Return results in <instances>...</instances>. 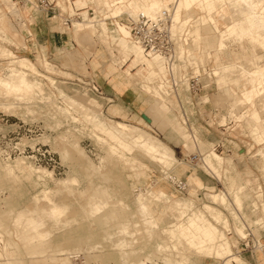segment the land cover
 Wrapping results in <instances>:
<instances>
[{"label": "rangeland", "instance_id": "rangeland-1", "mask_svg": "<svg viewBox=\"0 0 264 264\" xmlns=\"http://www.w3.org/2000/svg\"><path fill=\"white\" fill-rule=\"evenodd\" d=\"M12 1H16V5L12 6L11 0H0V79L9 74V66L13 61L25 57L35 65V68L32 65L26 67L27 79L39 81L44 92L28 101L24 97L19 99L17 95L7 94L0 83V226L6 230L10 229L1 239L4 242L5 238H9L8 244L15 247L7 248V251L14 249L12 256L15 257L5 260L6 257L0 256V264H60L63 260L70 264H138L137 260L146 256H149L147 264H155V262L156 264H224L230 258L231 264H264V256L259 250V246L264 241V141H257L253 137L251 132L253 124L249 115L237 119L236 116L243 110L236 108L237 112H231L232 102L226 101L220 104L215 101L217 78L213 74L210 77L206 76L202 70L204 67L201 66L202 76H195L192 67L179 60L177 63L185 64V67H181L177 72V78L180 79L181 74L186 73L185 77L188 78L190 86L187 83L183 84L184 79H180L181 82L176 86V89H179L178 92L170 91L171 85L164 72L160 70L155 80L160 81L166 90L165 88L160 90L161 98L154 96L147 88L148 82L143 80V75L148 73L145 65L128 72L126 65H129L131 60L123 61L125 63L121 61L123 54L119 48L120 42L124 39L131 45L135 44L133 40L125 39L120 32L117 38V28L113 24L114 19L109 18V13L105 21L110 27L103 21H99L104 15L99 13L97 5L104 6V0H94L95 2L86 0L85 6L81 8L75 6V0H58V5L64 14H71V6L73 7L72 23L69 26L63 25L62 17L54 12L49 13L47 17L55 16L49 19L51 33L55 37L61 34L64 42L58 43L51 55L45 45L40 44L41 49H45L47 59L36 60L27 54L29 40L36 38L33 13L43 12L46 15V12L36 8V0ZM176 1L178 0H162L170 8ZM234 1L222 0V4L212 8L206 0H195L189 9L180 12L178 21L181 22V19L189 21L191 18V31L195 27H200L199 39L194 41L191 38V44L196 45L197 41L199 46L204 45L205 49H212L214 42L223 40V50L219 52V56L215 55V57L218 56L224 63L215 70L223 73L224 65L231 64V69L226 71L228 74L225 76L228 77V82L234 89L235 99L242 101L241 90L252 88V84L242 71L248 67L254 68L247 60L255 61L254 58L257 55L264 59V50H261L257 40L248 38L240 40L227 33H224L222 37L221 32L216 29L225 31L232 20L242 22L244 26L247 25L246 10L250 5L245 1ZM144 2L145 0L139 3L136 0H129V9L124 7L123 10H129V14L133 15L136 12L135 6L142 9ZM11 6L12 9H10ZM262 6L263 4L257 5L256 10L260 12ZM13 8L20 10L19 14ZM84 10H87L89 17H95L92 19L82 15L80 12ZM20 12L23 16L22 23H25L22 27L19 21ZM115 15L117 13L112 16ZM227 16H231L230 22ZM117 19L131 24L126 14ZM103 24L107 27L106 32L109 37L105 36V32H101ZM86 26H88L87 29ZM91 30L94 31H92L93 35L90 34ZM41 31L43 36H46V28L41 26ZM81 32L90 35L83 34L85 38L80 39L84 41L82 43L76 40V33L81 36ZM195 47L190 50L192 56H194ZM192 60L198 72V62H195L193 57ZM205 66L209 71V68L213 66L212 60L206 62ZM138 68L140 72L136 77L134 72ZM27 73L30 74L27 75ZM107 73L111 75L107 76ZM115 73L118 74V78H113ZM62 80L65 84H61V87L70 95L82 100L79 96L84 97L88 93L87 105L94 111L91 112L95 117H93L94 121L91 119L86 123L83 122L81 118L83 115H78L83 108L75 107V100L71 101L68 97L69 103L68 100H63L66 99L65 95L62 97L61 94L59 95L60 92L58 93L52 82L59 85L58 81ZM93 81L100 86L101 93L90 90ZM258 88L259 86L256 87V92ZM124 90L127 92L120 98ZM226 91L221 92L225 96L220 95L219 99L227 97L229 91ZM115 95L118 98H115ZM90 96L98 99L99 105L94 109L90 105ZM106 96L111 100H108ZM177 101L180 103L179 107L174 104ZM71 102L75 106H72ZM111 104L118 108L117 113L111 112ZM56 105L57 107L70 105V109L71 106L72 109L78 108L77 111L75 110L77 114H74L76 112L71 109L65 113L68 115L66 117L65 111L62 110L64 108H58V112L55 109ZM78 105L81 106L82 103ZM254 107L259 111L261 106L256 104L250 107V110ZM180 112H183L187 118V128L184 127L187 138L183 136V130L178 129L176 125L178 118L182 116L181 114L179 116ZM141 113L152 118V124L146 125L145 120L141 118ZM70 115L77 122L75 120L73 122L70 119L73 117ZM111 120H120L146 128L155 135L154 137L157 136L175 151L178 162L160 163L150 158L143 150H140L141 148H137L130 138L116 139L111 133V124L107 122ZM98 121L104 124L106 130H109L103 131L97 125ZM93 130L97 132L96 134L100 132L99 134L109 137L123 149L116 144L115 147L108 148L104 141L101 139L99 141ZM189 130L195 135V141L189 137ZM4 135L5 138H3ZM132 135L135 133L132 132ZM15 137H23V139L29 137L33 138L29 140L31 143L44 144L42 148L49 150L57 161L55 170L51 163L42 161V165L39 166L23 154L14 153L7 158L4 151L8 152L12 145L8 139L17 141ZM208 148L210 149L206 150ZM63 149L67 152L64 157L60 153ZM259 149H262L261 152L258 151ZM120 150H123L125 155ZM212 151L223 158L222 164L217 165L215 169L207 168L203 161L206 154ZM29 166L39 172L43 169L51 171L52 179L48 178V187L52 186L54 179L71 175L75 176L77 181L72 184L67 183V186L60 185L54 189L55 191L52 190L48 200H45L42 194L47 186L41 184L37 172L32 173ZM10 168L11 173H7ZM170 172L178 174V178L188 179V182L195 180L197 183L191 184L188 190L180 193L174 188L172 182L166 179ZM158 187L171 194L173 198L188 201L187 214L185 213L182 218L178 216L179 213L174 215L175 217L170 214L167 216L165 207L168 203L156 197L151 201L154 213L150 215L151 221L155 224L152 222L151 226L143 223V215L140 211L138 212L137 203L141 198V192L146 188L157 189ZM206 192L224 194L227 202L225 201L224 205V200L220 201L221 203L217 202L218 204L213 203L204 194ZM107 193L108 196H105ZM49 199L54 204L57 203L56 205L67 207L64 215L58 218L49 215L48 210L51 206ZM100 201L105 202L106 206L101 212L91 215V203ZM16 210L19 211L15 214ZM218 212L220 215L216 219L214 214ZM19 213H21L20 216ZM25 213H27V219L29 216L36 219L39 215H45L42 219V223L45 224H41L42 229L39 228L46 231L45 233L41 231L45 235H41L38 228L35 233L39 231L40 234L37 232V235L47 236L46 238L43 239L37 235L36 239L31 238L34 236L31 233L32 229L29 227L31 230L28 229L30 230L28 231L24 227L25 224L19 226V223L14 221L19 220L17 218L20 217V220L26 223ZM195 214L201 216L200 219L198 218L200 223L204 224L203 219H208L221 231L218 235L215 233L212 235L216 237L215 245L223 247L222 250L224 249L226 253L222 251L220 255H217V252L212 251L214 250L212 247H210L211 251L205 250L206 245L197 247L195 242L191 243L188 240L187 233V236L183 235L185 230L181 228L178 230L173 225L180 221L186 222ZM197 230L199 231L196 234L200 235L202 231L200 228ZM20 233L23 237L25 236V239ZM162 236L170 240L165 241ZM26 237L31 241L34 240L31 242ZM196 240L199 242L198 238ZM26 241L29 245H26ZM158 243L161 245L160 248L156 246ZM222 254L225 256L223 257Z\"/></svg>", "mask_w": 264, "mask_h": 264}, {"label": "bare ground", "instance_id": "bare-ground-1", "mask_svg": "<svg viewBox=\"0 0 264 264\" xmlns=\"http://www.w3.org/2000/svg\"><path fill=\"white\" fill-rule=\"evenodd\" d=\"M99 1H102V0H99ZM195 0H178L175 2L174 6L172 5L170 8L168 5L164 4L162 2V0H145L144 2V7L142 9H140L139 7H136L135 6V14L133 15H128V17L130 18L131 22H135L137 20V18L140 16V15H146L148 16L149 18L151 19H154V20H157L159 18V16L162 15V12L164 10L168 11V15L166 17V25H167V28L169 29V32H170V35L172 36V39L175 43V46H174V55H175V59L176 60H180V62L182 63H185V64H189L191 67H192V72L195 74V76H201V73H200V70L199 72H196V67L192 64L193 63V60H192V52L190 51L193 47H195L197 45V41H196V45L195 43L192 41V43L194 44H191V38L192 40L195 41V39H199V35H200V27H195L194 29H192L191 31V27L192 25L190 24V21H191V18L190 20L188 21L187 20H182L181 19V22L178 21L179 19V15H180V12L182 10H187L190 8V5L194 2ZM199 1V0H197ZM217 5L218 4H222V0H215ZM214 1V2H215ZM237 1H245L247 3H245L246 5H248L249 9L246 10V19L249 20V21H255L256 22V28L255 30L250 31V30H246V34L251 36V40H257L259 43H260V47H261V50H264V0H235V2ZM104 2L106 3V0H104ZM11 3L13 4L12 6L16 5V1H12L11 0ZM206 3L209 4V0H206ZM114 4V3H112ZM117 4V3H116ZM260 4H263L262 6V10L259 12L258 10H256V6L257 5H260ZM105 5V4H104ZM111 5V4H110ZM11 6V7H12ZM103 7V6H102ZM247 7V6H246ZM11 9V8H10ZM13 10L15 12H18L17 9L13 8ZM241 11V9H240ZM243 11V10H242ZM102 12V11H101ZM239 12V11H238ZM130 13V12H129ZM89 17V15H88ZM95 16L93 17H89V18H94ZM198 19V18H197ZM229 20H231V17L228 18V22ZM99 21H103L104 23H106L103 19H99ZM87 22V21H86ZM180 22V23H179ZM95 24V23H94ZM88 25V24H87ZM124 25V26H122ZM189 25V26H188ZM93 26V25H92ZM115 26L117 28V38L120 36L118 32L121 33V35L125 38V39H129L131 38L133 40V42L135 44H131L129 45L128 42L124 39H122V41L120 42V45H119V48H120V51H122V57H121V61H127V60H131L130 64L129 65H126L127 67V71H131L137 67H141L142 65H145V68H147L148 70V73L143 75V80L144 81H147V88L150 92L153 93V95L156 97L157 96H160L159 98H161V92L160 90L161 89H164L166 90V87L160 82V81H157L155 80L157 78V76L159 75V71H163L165 76H166V79L167 81L170 83L171 85V88H170V91H175L177 90L174 86L179 84V82H181L180 79H184V82L183 84H188L189 85V81H188V78L185 77L186 73L184 74H181V77L180 79L177 78V72L180 71L181 67H185V64H180V63H176L175 61L173 62L172 60H168V58L166 56H164L163 54H160V53H152V52H146L142 46L139 44V42H137V40L134 38L132 32H131V24L129 25L128 23H122L120 21H117L115 23ZM127 28H126V27ZM88 26H86V29H87ZM85 31V27L83 29ZM101 32H105V36L109 37V35L107 34V28L104 27V24L103 26L101 27ZM83 31V32H84ZM90 32V30H88ZM87 31V33H88ZM92 31L91 30V33L92 34ZM243 31V30H242ZM94 32V31H93ZM87 33H83L84 35ZM192 33V34H191ZM253 33V34H252ZM83 34L81 32V36L79 35V33H76V40L77 41H80V43H82V41L84 40L83 38ZM93 35V34H92ZM87 36H90V35H87ZM83 39L82 41L80 39ZM107 40V39H106ZM108 41V40H107ZM84 42V41H83ZM199 42V40H198ZM79 43V44H80ZM116 47V46H115ZM109 48V47H108ZM111 48V47H110ZM118 48V46L116 47ZM256 48V47H255ZM254 49V48H253ZM258 53V52H256ZM199 55V54H198ZM121 56V55H120ZM261 59H263L262 56L260 55H257L255 56L254 60V70L250 71V70H246V69H243L242 71V74L246 77V79H248V81H251L252 83L254 82L255 85H259V88H260V94L259 95L260 97H258V106L260 105V109L263 110L261 114H264V59L261 61ZM196 62V60H195ZM125 63V62H123ZM129 63V62H128ZM28 65H32L33 68H35V65L28 59V58H20V59H16L15 61L12 62V64L9 66V74H7V76L5 77H2L0 79V83L2 84V86L6 89V93L7 94H11V95H17L16 97H18L19 99H22L23 97L26 98L28 101H30L31 98H34V96H38L39 94H41V92H44L41 88H42V84L39 83V81L37 82L36 80L34 81H31V79H27L26 77V72L28 71L27 70V66ZM248 69V68H247ZM125 70V69H124ZM125 71V72H127ZM124 72V71H123ZM139 72H140V68H138V70L136 69V72H134L135 76L137 77L139 75ZM30 74V73H27V75ZM127 74V73H126ZM130 74V73H128ZM39 79V78H38ZM187 80V81H186ZM36 81V82H35ZM153 82V83H152ZM59 85L55 84L54 82H52V85L58 90V93L59 95L62 97L65 95L66 99L64 98L63 100L66 101L68 100L69 103H70V100L73 101L75 100L76 101V106L71 102V105L72 106H75V107H78V108H83L82 110V114L79 112L80 109H79V113L78 114L79 116L80 115H83L81 118L83 119V122L86 123V121H89L91 119H93L94 121V115L93 113L91 112H94L92 111V109L87 105V99L89 98L88 97V93L86 95H83L82 96H79L82 98L81 99H78L72 95H70L68 92L65 91L64 88L61 87V84H65V82L62 80V81H58ZM40 84V85H39ZM40 86V87H39ZM190 86V85H189ZM28 90V93H26V91ZM163 90V91H165ZM86 91V90H85ZM226 91V90H225ZM25 92V93H24ZM88 92V91H87ZM227 92V91H226ZM168 93V92H167ZM224 93V92H223ZM231 94V93H230ZM47 95V94H46ZM49 95V94H48ZM47 95V96H48ZM220 95H224L225 94H219ZM46 96V97H47ZM50 96V95H49ZM168 96V95H167ZM219 96H218V100H219ZM41 97V95H40ZM70 98L67 99V98ZM221 97V96H220ZM241 100L242 101H239L238 99H235L236 100V105L238 107V104L239 106L242 105V103H246L247 101V97L243 96L242 93H241ZM23 98V99H24ZM224 98V97H222ZM18 99V100H19ZM46 99V98H45ZM48 99V97H47ZM46 99V101H47ZM73 99V100H72ZM40 100V99H39ZM44 100V99H43ZM51 100V99H50ZM67 101V102H68ZM83 106H79L78 103ZM81 102V103H80ZM64 103V102H63ZM63 103L61 105H63ZM95 103V102H94ZM10 104V103H9ZM15 105V103H14ZM18 105V104H17ZM60 107L57 105L55 106V109H57L56 111H58L59 109L58 108H62L63 106ZM66 105V104H64ZM72 106H71V109H72ZM85 106V107H84ZM7 107V106H5ZM4 107V108H5ZM12 107V106H11ZM65 112H64V115L66 112H69L71 109H70V105L67 107H63ZM76 108V109H78ZM216 108V107H215ZM7 109V108H6ZM76 109H72L74 110V112H76L77 110ZM86 109V110H85ZM239 109V108H238ZM259 109V110H260ZM54 110V109H53ZM76 110V111H75ZM85 110V111H84ZM61 111V109H60ZM88 111V112H87ZM90 111V113H89ZM59 112V111H58ZM85 112V113H83ZM63 114V112H60ZM68 114H71V113H68ZM74 114H77L74 113ZM95 114V113H94ZM72 115V114H71ZM70 117H73L71 116ZM66 117H68V115H65ZM146 116V115H145ZM261 116V115H260ZM78 117V116H77ZM94 117V118H93ZM147 117V116H146ZM263 117V116H262ZM148 118V117H147ZM71 120H74L77 122L76 119H73L70 118ZM145 119V118H144ZM149 119V118H148ZM56 120V119H55ZM99 120V119H97ZM146 120V119H145ZM79 121V119H78ZM109 122V124H111V133L115 136V138H121V139H127V138H130L132 140V142L134 143V145L140 150H143V152H145V154L149 155L150 158L152 157V159L156 160V161H159L160 163H164V164H172V163H175V162H178V159L175 158V156L173 155V151L172 149L167 146L164 142H162L160 139L154 137L152 134L144 131L143 129L137 127V126H134V125H131V124H127L125 122H122V121H107ZM90 123V122H89ZM98 126H100L103 131H108L106 130L104 127V124L100 121H98L97 123ZM95 132V130H93ZM92 131V132H93ZM98 131V130H97ZM67 132V131H66ZM102 132V131H101ZM132 132L135 133V135H132ZM97 132H95L96 134ZM100 133V132H99ZM96 134L98 136V139L100 141V139L102 141H104V143H106L108 146V148H112L113 146L115 147V142L112 141L109 137L105 136L104 134ZM94 135V134H93ZM63 137V136H62ZM75 138V137H74ZM101 141V142H102ZM77 144V143H76ZM117 146L121 147V145H118L116 144ZM75 146V145H74ZM106 146V145H105ZM136 147H133V148H136ZM107 149V148H106ZM120 149V148H119ZM123 149V148H122ZM64 150V151H63ZM62 152V157L66 156L67 155V152L65 149H63ZM77 150V149H76ZM82 149H80L81 151ZM109 150V149H108ZM107 150V151H108ZM262 150V149H261ZM261 150L259 149L258 151L261 152ZM110 151V150H109ZM121 151V150H120ZM122 154L125 155V153H123V150L121 151ZM113 154V153H112ZM261 155V154H260ZM127 156V155H126ZM124 157V156H123ZM131 158V157H130ZM65 159V158H63ZM134 160V159H133ZM183 162V161H182ZM226 162V161H225ZM181 163V162H180ZM179 163V164H180ZM8 164V162H7ZM10 164V162H9ZM7 166V165H6ZM92 166V165H91ZM168 166V165H167ZM166 166V167H167ZM12 167V166H11ZM30 167V170L32 173H36L37 174V177L39 180H41V184L42 185H48V178L52 179V173L51 171L47 170V169H43L41 170L40 172L38 170H36L34 167L32 166H29ZM165 167V168H166ZM263 168V166H262ZM11 168L9 170H7V173H11ZM27 171V170H26ZM30 172V171H29ZM28 172V173H29ZM27 173V172H26ZM167 174V173H166ZM16 175V174H14ZM32 175V174H31ZM166 176V175H165ZM17 177V176H16ZM178 177L179 175L176 174V173H169L167 176H166V179L167 180H170V181H173V182H176V180H178ZM19 179V178H18ZM77 181V179L75 178V176H68L66 178H61V179H54L52 182V186L50 187H46L43 194L44 195V199L45 200H48V197H49V194L51 193L52 190H54L55 188L59 187L60 185L62 184H72V183H75ZM64 186V185H63ZM67 186V185H66ZM43 187V186H42ZM189 187V184H188V179H186V187H185V191L188 189ZM100 190V189H99ZM55 191V190H54ZM104 191V190H102ZM102 193V192H100ZM141 198L138 200V212L140 211L141 215H143V218H142V221H144L143 223L145 224H150L152 226V222L151 219H150V215L153 214V205L151 204V201L153 198H160V199H164L165 201L164 202H167V206L165 207V213L168 214L167 216L172 215H176L178 214V216H184L185 213L187 214V207H188V201L186 200H181V199H178V198H173L171 196V194H168L164 189L158 187L157 189H145L144 191L141 192ZM208 199H210L211 202L213 203H221L220 201H223V205H224V202L227 200L225 199L224 197V194H221V193H212V192H206L204 193ZM105 196H108V193L107 195ZM225 196H227L225 194ZM37 197V196H35ZM228 198V197H227ZM236 198V197H235ZM37 199V198H36ZM105 199V198H104ZM237 200V198H236ZM51 206H50V209L48 210L49 211V215L51 216H55V217H60V215H64V212H66V209L67 207L61 205H56L57 203H53L52 201H48ZM90 202V201H89ZM120 202V201H119ZM227 202V201H226ZM225 202V203H226ZM121 203V202H120ZM190 203V201H189ZM49 204V205H50ZM92 204V207L91 210H90V213H92L91 215L93 214H97L99 212H101L102 208H104L106 206V203L105 202H95L94 204ZM122 204V203H121ZM120 204V205H121ZM218 204V203H217ZM125 205V204H123ZM190 205V204H189ZM126 206V205H125ZM127 207V206H126ZM191 207V206H190ZM189 207V208H190ZM121 208V207H120ZM46 210V212H48ZM29 210H28V214H29ZM89 213V214H90ZM139 213V214H140ZM21 213H19V216H20ZM27 213H25V216H26ZM31 214V213H30ZM33 214V213H32ZM118 214V213H117ZM47 215V214H46ZM29 216V215H28ZM45 216V215H44ZM44 216H38L36 219L34 218L33 219V216L30 218V216L28 217L27 219V216L24 217V214H23V217L26 218V223H23L22 220H20L21 218L20 217H16L17 219L19 220H14L16 221L17 223H19V226L21 224H25L24 227L31 230V233L32 235L34 234V236H32L31 238H35V236L37 235V232L39 233V231L41 232H46V231H43V230H40L39 228H43L41 224L42 223V219ZM52 217V218H53ZM142 217V216H141ZM171 217V216H170ZM175 217V216H174ZM46 218V217H45ZM168 218V217H166ZM179 218V217H178ZM186 218V217H185ZM198 218L199 216H197L196 214L193 215V216H190L189 219L186 221V222H177V223H174L173 225H175L176 228H178V230H185V234H183L184 236H187L188 240L191 242V243H194L196 245H198L197 247L201 246V245H206L207 247L205 248V250H208V251H211L212 249L210 247H212L214 250H212L214 253L217 252L216 254L217 255H220V253H222V251H224L226 253V251L221 247L220 245H215L216 242V237L214 235H209L211 234L210 231H202L200 232V235H197L196 232L199 231L197 229L200 228L199 224H198ZM171 219V218H169ZM200 219V218H199ZM59 220V219H57ZM180 220V219H179ZM22 223H20V222ZM174 222V220H173ZM171 221V224L173 223ZM15 223V222H14ZM155 224V222H153ZM16 224V223H15ZM14 224V225H15ZM45 224V223H44ZM43 224V225H44ZM141 224V223H140ZM153 224V225H154ZM16 226H18V224H16ZM40 226V227H39ZM150 226V227H151ZM155 226V225H154ZM199 226V228H198ZM23 227V225H22ZM30 227V228H29ZM25 228V230H26ZM38 228L39 231H37L35 233V230ZM149 228V227H148ZM181 228V229H180ZM154 229V228H153ZM172 229V228H170ZM169 229V231H171ZM24 230V232H26ZM28 230V231H30ZM148 230V229H147ZM150 230V229H149ZM22 231V230H21ZM27 231V233H28ZM34 231V232H32ZM151 231V230H150ZM153 231V230H152ZM41 232V233H42ZM149 233V232H148ZM187 233V235H186ZM191 233V234H190ZM23 234V232H22ZM26 234V233H25ZM40 234V233H39ZM39 234L37 236H39ZM163 234V233H162ZM21 235V233H20ZM24 235V234H23ZM23 235H21L23 237ZM27 235V234H26ZM43 235V233L41 234ZM39 236L40 238L42 237L43 239L46 238L47 236L43 237V236ZM217 235V234H216ZM19 236V234H18ZM31 236V234H30ZM168 236V235H167ZM29 237V236H27ZM26 237V238H27ZM161 237V236H160ZM163 237V236H162ZM220 237V236H219ZM217 237V238H219ZM38 238V237H37ZM131 238V236H130ZM196 238L199 239V242H197ZM23 239H25V236L23 237ZM29 239V238H27ZM36 239V238H35ZM162 239V238H161ZM31 241V239H29ZM34 239H32L33 241ZM160 240V238H159ZM163 240H170L169 239H164L163 237ZM22 241V240H21ZM28 241V240H27ZM26 241V242H27ZM29 241V243L31 244V242ZM134 241V240H133ZM188 241V242H189ZM172 242V241H171ZM179 242V241H178ZM24 243V242H23ZM182 243V242H181ZM129 244V243H128ZM211 244V245H209ZM7 245V244H6ZM26 245H29L28 242ZM157 248H160L161 245L158 243L157 245ZM181 246V244H180ZM224 246V245H223ZM226 247V246H225ZM224 247V248H225ZM182 248V247H180ZM209 248V249H207ZM211 249V250H210ZM183 250V249H182ZM259 250L261 251V245L259 246ZM61 251V250H60ZM262 252V251H261ZM170 253V252H169ZM176 253V252H175ZM224 253V254H225ZM171 254V253H170ZM178 254V253H177ZM223 255V254H222ZM262 255L264 256L263 252H262ZM225 255H223L224 257ZM231 256V255H229ZM161 258V257H160ZM159 259V258H158ZM147 260H149V256H146L144 257L143 259L141 260H137L139 261L138 264H147ZM167 260V259H166ZM231 258L230 259H227L224 264H231L230 263ZM169 262V261H168ZM153 263V262H152ZM156 264V262H155ZM171 264V263H170Z\"/></svg>", "mask_w": 264, "mask_h": 264}, {"label": "crops", "instance_id": "crops-1", "mask_svg": "<svg viewBox=\"0 0 264 264\" xmlns=\"http://www.w3.org/2000/svg\"><path fill=\"white\" fill-rule=\"evenodd\" d=\"M92 1H94V0H92ZM119 1L120 0H106V3L104 5L105 7L104 6L103 7H100V6H98L95 3L97 5V9H98L99 13L102 11L101 13L104 15L103 20L105 21V19L108 18V15H110L109 18L114 19L113 20L114 26H115V23L117 21H120L122 23H126V22L121 21L120 19H117V17L119 18L123 14H126L127 15V20L130 21V18L128 17L129 10L128 11L123 10L124 7H126L127 9H129V0H121L122 2H119ZM136 1L138 3L141 2V0H136ZM214 1L215 0H209L210 3L208 5L210 7H212V8H215V6H217L216 1L215 2ZM74 3H75V6L77 8H81V7H84L85 6L86 0H75ZM112 3H114V4H112ZM58 4H59V2H58ZM11 9H12V7H11ZM71 11H72V13L71 14L68 13V14H70L71 16H73V7L72 6H71ZM221 11L223 12V10H221ZM22 12H23V10H22ZM80 13L82 15L84 14V16L85 15L88 16L87 10H84V11H82ZM107 13H109V14L107 15ZM112 13L113 14L114 13H117V15L112 16L113 15ZM33 14H34L33 20H34V29L36 30V33H35V37L36 38L35 39H32V40H29L30 41V44H29L30 46L29 45L27 46V47H29V50H27V54L30 57H33L36 60L41 59V58L47 59V57H45V49H41L40 44L45 45L46 50L48 51L49 55H51L53 53V50H55L57 44L58 43H61V42H64V39H63V36L61 34H59V35H57V37H55V35L51 33L49 19L50 18H54L55 16L47 17L49 15V12H46V15L43 12H41V13L34 12ZM20 15H21L20 16L21 18H20L19 21H20V26L22 27L25 23H22L23 22V16H22L21 12H20ZM62 15H63V13L61 11V16ZM230 17L231 16H227V20ZM61 21H62V24H63V19H61ZM229 22H230V20H229ZM246 22H247V25L244 26L242 22H239L238 23V22H236V20H232L228 24V27H227V29L225 31H220L218 28H216V29L219 32H221L222 37H223L224 33H227V34H229L231 36H235L237 39H240V40L243 39V38L251 39L250 38L251 36H249V35L246 34V30H250V31L253 32V30H255V28H256V22L255 21H249L247 19H246ZM71 23H72V19H71ZM106 24H107V22H106ZM17 26L20 27L19 25H17ZM41 26L43 28H46V31H47L46 32V36H43L42 31H41ZM108 27H110V26L108 25ZM16 29H17V27H16ZM29 35H31V32H29ZM223 45H224L223 44V40H220V42L219 41L214 42V47L212 49H210V48H206L205 49L204 48V45H201V46H199V44L196 45V47L194 48V54H193L194 56H193V58L198 62V72L201 69V67H204L202 70H203V72H205L206 76L210 77V75L213 74L217 78L216 79V82H217L218 88H217V92L215 93V98H216L215 101L217 103H220V104L221 103H225L226 101L232 102L231 109H230L231 112L232 111H236V108L237 109L239 108V110H243L242 113H240L239 115L236 116L237 119H241V118L246 117L247 115H249L250 118H251L252 124H253V127L251 129V132L253 133V137L257 141H260V140H263L264 141V114H261V113H263L262 112L263 110H261L260 107H259V109H260L259 111H257L255 109V107H254L253 110H250V107L256 106V104L258 105V97L260 95V88H258V90L256 92V87L259 86V85L256 86L254 82L252 83L251 81H249L252 84V88H250V89H248V88L246 89L245 88V89H242L241 90L242 95L245 96V97H247L246 103L245 104H242L241 106H238V107H237L236 104H234V103H236V100H235V92H234V89L230 86V83L228 82V77L226 78V76H225L226 74H228V72H226V71L229 70V69H231L230 68L231 67V64H228L227 63L226 65H224L225 71L223 73H220L218 70H215V69H219V67L222 66V63H224V62L220 61V58H218V56L220 55L219 52L223 50V48H222ZM36 55H37V57H36ZM215 55H218V56L215 57ZM211 60L213 62V66L211 68H209V71H208L206 69V66L207 65L205 66V63L206 62H210ZM247 61L249 62V65H253V67H254V62L252 60H247ZM246 70L252 71V70H254V68L251 69V68L248 67V69H246ZM200 73H201V71H200ZM106 75L107 76H110L111 74L107 73ZM113 78H118V74L115 73L113 75ZM178 90L179 89H177L176 92H178ZM225 90H228L229 91V94H227V97L224 98V99L220 98L218 100L217 98H218L219 94L221 92H225ZM126 92H127V90H124L120 94L119 97L120 98L123 97ZM255 93H256V95H255ZM177 95L178 94L176 93V97L178 98ZM106 97L108 98V100H111L110 97H108V96H106ZM114 97L115 98H118L117 95H115ZM255 97H257V99H255ZM101 98H104V97L101 96ZM254 99H255V101H254ZM97 100L98 99H95L93 97L90 98V105H91V107L93 109L96 108L97 105H99ZM256 101H257V103H256ZM174 104H176L179 107V104L180 103H179V101H177V103H174ZM110 106L112 107L111 108V112L112 113H117V110L116 109H118V108H115L114 107L115 105H113V104H111ZM126 108H128V106ZM142 114H144V113H141L140 114L141 115V118L144 119L142 117ZM180 114L182 115L181 117H179ZM145 115L149 118V121H147V120L144 119L145 120V124L149 126L150 124H152V118H150L147 114H145ZM179 116H178L179 118H178L177 123H176L177 128L180 129V130H183V133L182 134H183L184 137L187 138V131L184 129V127L187 128V126H186L187 125V118H186V116H185V114L183 112L182 113L180 112L179 113ZM117 121H120V120H117ZM127 124H129V123H127ZM131 125L137 126V127L141 128V129H143L144 131H146L148 133H151L149 130H147L146 128H144V127H142L140 125H135V124H131ZM188 134H189V137H191L195 141L196 137H195L194 134H192V132L190 130L188 131ZM152 135H154V134H152ZM162 142H164V141H162ZM202 143H203V145H205L204 142H202ZM165 144L167 146H169L167 143H165ZM209 149L210 148H208L206 150H209ZM172 151H173V155L176 158L175 151L173 149H172ZM203 161H204V165L207 168H209V169H211V168L215 169L217 165H221L222 164L223 158H222V156L220 154L216 153L215 151H212V152L206 154V156L204 157V160ZM193 183L196 184L197 182H195V180H192V181L189 180V182H188L189 187ZM189 187H188V189H189ZM10 211L11 210H9V212ZM17 211H19V210H16L15 211V214H16ZM15 214L13 215V220H14ZM197 215L199 216V214H197ZM219 215L220 214L218 212V213L214 214V217L217 219V218H219ZM199 217L201 218V216H199ZM203 220L205 221L204 224L200 223V221L198 220V223L200 225V230L201 231H210L211 234H209V235H212L214 233L218 235V232H221L216 227V225L214 223H212L210 220L205 219V218ZM8 231H10L9 228H7V230H6V229H4V227H1L0 226V256L6 257L5 260H7L8 258L15 257V256H12V255H14V249L13 250H10V251H7V248L10 249L11 247H14V246H11L10 244H8V241L10 239L9 238H5L4 239V242H2V239H1L3 237V234L7 233ZM4 262H1V263H4ZM60 264H70V262H66L65 260H63V261H61Z\"/></svg>", "mask_w": 264, "mask_h": 264}, {"label": "built area", "instance_id": "built-area-1", "mask_svg": "<svg viewBox=\"0 0 264 264\" xmlns=\"http://www.w3.org/2000/svg\"><path fill=\"white\" fill-rule=\"evenodd\" d=\"M36 3V8L39 11H45L49 13L54 12V14H56L57 16L62 17L63 25H71L70 14H64L63 12V15L61 16V9L58 5V0H36ZM167 15L168 11L166 10L162 12V15L159 16L157 20L151 19L146 15H140L135 22H131V32L134 38L137 40V42H139V44L146 52L163 54L168 58V60H172L173 62L175 61L177 63L178 60L175 59L174 55L175 43L166 25L165 19ZM176 86L177 85H175L174 87L176 88ZM90 87V90L101 93L100 86L94 81L92 82ZM3 138H5V135L3 136ZM15 138H17L18 140L13 141L11 139H8L9 141H11L10 143L12 145L8 152L6 150L4 151L7 158L14 153L23 154L24 157L29 158L39 166L42 165V161L49 162L52 164L53 169L55 170L57 161L55 158H53V154H51L49 150L42 148L44 144L40 145L39 142L31 143L29 142V140H32L33 138L31 139L29 137H26L25 139H23V137ZM54 170L52 171L54 172ZM171 182L178 192H185L184 189L186 187V180L184 178H178L176 182ZM261 251L264 254V241L263 243H261Z\"/></svg>", "mask_w": 264, "mask_h": 264}, {"label": "water", "instance_id": "water-1", "mask_svg": "<svg viewBox=\"0 0 264 264\" xmlns=\"http://www.w3.org/2000/svg\"><path fill=\"white\" fill-rule=\"evenodd\" d=\"M142 117L145 118L147 121H149V119L145 116V114H142Z\"/></svg>", "mask_w": 264, "mask_h": 264}]
</instances>
